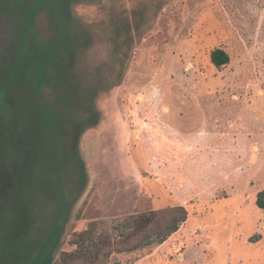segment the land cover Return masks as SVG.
Segmentation results:
<instances>
[{
    "label": "rangeland",
    "instance_id": "obj_1",
    "mask_svg": "<svg viewBox=\"0 0 264 264\" xmlns=\"http://www.w3.org/2000/svg\"><path fill=\"white\" fill-rule=\"evenodd\" d=\"M49 1L31 17L34 0H0V97L21 56L57 51L45 97L62 80L97 134L68 144L62 183L26 188L29 258L83 252L69 242L95 224L124 242L115 225L181 205L165 243L102 264H264V0ZM216 49L229 65H212ZM16 88L27 116L32 90Z\"/></svg>",
    "mask_w": 264,
    "mask_h": 264
},
{
    "label": "trees",
    "instance_id": "obj_2",
    "mask_svg": "<svg viewBox=\"0 0 264 264\" xmlns=\"http://www.w3.org/2000/svg\"><path fill=\"white\" fill-rule=\"evenodd\" d=\"M56 52L49 59L46 50L38 49L32 50L28 57L21 56L17 67L12 66L11 69V73H18V78L15 80L11 74L9 82L2 84L3 94L7 96L0 97V221H5L4 225L12 222L17 230L13 232L9 225L6 228L3 225L4 231H0V242L4 240L3 245L0 244V264L28 263L29 260L36 264V259L29 258L32 250L29 251L21 242L28 233L32 218L24 199L26 188L36 184L52 187L62 183L60 175L68 169V162H65L68 144L71 146L72 142H77L79 136L91 132L97 134L96 129H89L77 117L76 96L67 88L63 95L62 80L52 86V101L45 97L44 88L50 77L48 64L57 70L64 67ZM211 63L218 69L223 68L230 64V56L224 50L216 49L211 53ZM17 85L23 90H32L27 116L23 111L17 113L14 101L12 103L8 97L10 92L17 91ZM78 154L74 153V157ZM17 206L18 210H14ZM257 206L264 209V193L258 195ZM188 219L189 213L181 205L131 217L113 227L124 237V242H113L109 236L95 239V224L91 229L75 234L69 242L83 248V252H61L58 260L53 257L43 264L107 263L115 251L131 253L165 243ZM88 242L90 245L86 247Z\"/></svg>",
    "mask_w": 264,
    "mask_h": 264
},
{
    "label": "flooded vegetation",
    "instance_id": "obj_3",
    "mask_svg": "<svg viewBox=\"0 0 264 264\" xmlns=\"http://www.w3.org/2000/svg\"><path fill=\"white\" fill-rule=\"evenodd\" d=\"M47 3H49V6H47ZM51 3H52V1H49V0H34V2H33V8H32V10L30 12L31 17H33L39 11V9H41L42 7L44 9H46V6L48 8H50ZM60 8H61L60 2H59V4L57 6H56V3H55V11H56V13H58V11H59ZM51 11H52V9H51Z\"/></svg>",
    "mask_w": 264,
    "mask_h": 264
}]
</instances>
